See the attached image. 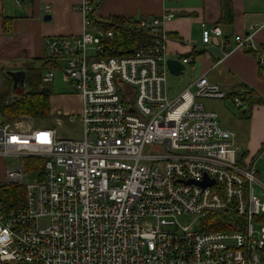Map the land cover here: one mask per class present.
<instances>
[{
    "label": "built area",
    "instance_id": "obj_1",
    "mask_svg": "<svg viewBox=\"0 0 264 264\" xmlns=\"http://www.w3.org/2000/svg\"><path fill=\"white\" fill-rule=\"evenodd\" d=\"M90 1L73 7L81 33L45 37L38 66L43 83L59 71L80 97L78 113H53L54 122L76 120L80 137L0 117V158L16 160L0 185L26 190L23 206L0 209V264H264V200L255 189L264 194L255 168L264 147L247 161L236 133L199 102L230 100L242 109V99L207 76L168 96L164 25L174 13L137 20L153 37L149 46L101 57L113 32L92 22ZM261 29L253 25L234 40L264 80V44L255 42ZM202 30L204 48L223 37L219 26ZM26 158L43 161L41 177L24 169ZM213 213L231 218L228 229L201 230ZM182 216L198 228L181 225Z\"/></svg>",
    "mask_w": 264,
    "mask_h": 264
},
{
    "label": "crops",
    "instance_id": "obj_2",
    "mask_svg": "<svg viewBox=\"0 0 264 264\" xmlns=\"http://www.w3.org/2000/svg\"><path fill=\"white\" fill-rule=\"evenodd\" d=\"M26 1V0H23ZM17 4L16 0H0V62L5 66L10 59L37 61L44 55L43 41L48 36H75L81 33V17L73 11L80 0H28ZM103 0L94 12L96 19L109 17L149 18L163 13H174L176 17L164 25L168 37L165 57L183 61L191 59L186 68L188 77L180 81V91L169 96L171 87L166 82L169 97H174L203 76L219 85L231 97L242 86L247 85L264 98V80L260 79L255 58L243 49L236 48L234 37L248 33L250 27L259 25L255 42L264 44V9L252 11L251 1L233 0L235 10L234 32L223 29L217 23L221 16L219 0ZM261 5L264 7V0ZM249 7V8H248ZM48 9V10H47ZM243 9L247 10L244 11ZM45 17H50L45 21ZM211 29L219 26L223 37L204 48L202 24ZM220 62V63H219ZM12 83V81H11ZM13 85V83H12ZM74 101L75 106L69 102ZM227 101L222 111L204 107L218 114L221 126L236 133L238 143L246 155L253 160L264 146V106H254L250 119L241 118L242 109ZM53 103V104H52ZM59 104L60 106H56ZM51 113L61 109L68 114L80 109V97L76 94L49 97ZM61 107V108H60ZM237 109V110H236ZM54 128V122L48 120ZM2 182V180L0 181Z\"/></svg>",
    "mask_w": 264,
    "mask_h": 264
},
{
    "label": "trees",
    "instance_id": "obj_3",
    "mask_svg": "<svg viewBox=\"0 0 264 264\" xmlns=\"http://www.w3.org/2000/svg\"><path fill=\"white\" fill-rule=\"evenodd\" d=\"M103 0H91L92 12L90 19L100 29L112 31L113 38L103 40V51L101 57L126 56L132 51L143 46H149L153 37L139 31L136 27L137 20L133 18L109 17L107 19H96L94 12ZM221 16L218 25L221 27H231L235 23V10L233 0H219ZM42 59L37 60L41 63ZM41 68L28 66L25 69V87L24 92L18 97L7 100L9 96L8 88L6 93L0 94V117L6 121H13L19 118L29 117L35 120L49 119L50 94H44L42 91L46 88L41 86ZM7 77V76H6ZM11 81L9 77H7ZM51 91V90H50ZM231 96V95H230ZM244 103L241 118L250 119L254 106H264L262 98L255 90L247 85H242L237 92L233 94ZM264 147V146H263ZM245 158V153L243 154ZM24 169L27 172H35L39 177L43 173V161L41 159L26 158L22 160ZM24 185H0V209L9 210L23 206L25 201ZM231 222V218L225 213H213L202 219V231L226 230Z\"/></svg>",
    "mask_w": 264,
    "mask_h": 264
},
{
    "label": "rangeland",
    "instance_id": "obj_4",
    "mask_svg": "<svg viewBox=\"0 0 264 264\" xmlns=\"http://www.w3.org/2000/svg\"><path fill=\"white\" fill-rule=\"evenodd\" d=\"M184 0H180L179 3H183ZM28 0L23 1L21 4L27 3ZM262 0H253L251 1V4L253 5L252 11H261L262 9H264V7L261 5ZM249 8V7H248ZM244 11H247L245 9H243ZM223 29H229L230 32H234L233 26L231 27H221ZM246 35V34H244ZM44 48V46H43ZM250 55H252L251 53H249ZM253 56V55H252ZM254 57V56H253ZM32 63L34 64V67H38L40 65L39 62L37 61H23L20 59H10L7 62V65H3L0 62V94L1 93H6L8 88H10L11 90L9 91V96L7 98V100H12L16 97H18L20 94H22L24 92V89L22 87H17L16 89H13L12 83L9 79H7V73L8 72H13V71H18V72H25L26 67L28 66H32ZM188 69L186 68L185 70V77H188L189 73H188ZM169 77V78H168ZM168 82L167 85L168 87H171V90L169 91V96L174 95L175 92L180 91V81L183 80L182 77H172L170 75H168ZM41 86L51 90V96L55 97V96H59L60 94L63 95H67V96H72L73 95V87L68 86L66 84H64L62 82V76L61 73L59 71H55V76L53 78V81L50 83H41ZM182 87V86H181ZM199 102L203 105H205L207 108L209 109H213L216 112L222 111L224 108V105H228L230 109H232V106L224 100H213V99H201L199 100ZM53 104V103H52ZM76 104L74 101L69 102L70 106H75ZM57 107L60 106L59 104L56 105ZM61 108V107H60ZM237 110V109H236ZM56 114L59 115H64L65 113H63V111L61 109H58L56 111H54ZM76 113L75 109L73 111H70L69 113ZM68 113V114H69ZM49 119H45V120H35L31 117H29L30 121H24V124H21L22 127L24 129H28L29 127H33V126H48L49 122L48 120H50V122H54V118H57V116L53 113H51V111L49 112ZM54 129L56 130L58 136H60L61 138H71V139H78L80 137V127L78 124H76V120L73 123H68L63 119H60L59 121L55 120L54 124ZM21 127V128H22ZM256 158V157H255ZM15 163L16 160L15 159H11V158H0V181L5 179V172H6V168L11 166L12 168L15 167ZM14 165V166H13ZM256 171L258 172V176L260 178V180L262 182H264V157L261 158L255 165ZM34 178L32 177V174L29 173L28 174V181L29 182H33ZM255 189H256V193L257 195L262 198L264 200V194L263 192L260 190V188L255 185ZM178 221L181 223V225H192L194 223V217L193 216H182L178 219ZM47 224V220L42 219L39 221V226L40 227H44ZM198 228V224L194 223V229Z\"/></svg>",
    "mask_w": 264,
    "mask_h": 264
},
{
    "label": "water",
    "instance_id": "obj_5",
    "mask_svg": "<svg viewBox=\"0 0 264 264\" xmlns=\"http://www.w3.org/2000/svg\"><path fill=\"white\" fill-rule=\"evenodd\" d=\"M23 1V0H21ZM50 17H45L44 20L47 21L49 20ZM166 68L168 71V74L172 77H182L185 74L186 70V64H184L183 61L181 60H176V59H167L166 60ZM7 77H9L13 83V89H16L17 87H22L24 89L25 87V72H18V71H13V72H8ZM44 94H50L49 89H45L42 91ZM214 182H211V184L206 183L204 186L212 185Z\"/></svg>",
    "mask_w": 264,
    "mask_h": 264
}]
</instances>
